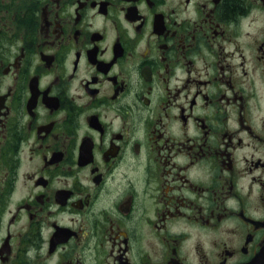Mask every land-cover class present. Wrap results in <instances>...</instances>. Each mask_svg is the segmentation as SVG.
<instances>
[{"label":"flooded vegetation","instance_id":"1","mask_svg":"<svg viewBox=\"0 0 264 264\" xmlns=\"http://www.w3.org/2000/svg\"><path fill=\"white\" fill-rule=\"evenodd\" d=\"M263 245L264 0H0V264Z\"/></svg>","mask_w":264,"mask_h":264},{"label":"water","instance_id":"2","mask_svg":"<svg viewBox=\"0 0 264 264\" xmlns=\"http://www.w3.org/2000/svg\"><path fill=\"white\" fill-rule=\"evenodd\" d=\"M246 264H264V246L256 254V256Z\"/></svg>","mask_w":264,"mask_h":264},{"label":"trees","instance_id":"3","mask_svg":"<svg viewBox=\"0 0 264 264\" xmlns=\"http://www.w3.org/2000/svg\"><path fill=\"white\" fill-rule=\"evenodd\" d=\"M233 3H231V5H232ZM233 6V5H232Z\"/></svg>","mask_w":264,"mask_h":264}]
</instances>
